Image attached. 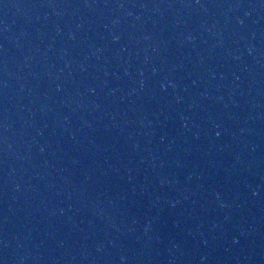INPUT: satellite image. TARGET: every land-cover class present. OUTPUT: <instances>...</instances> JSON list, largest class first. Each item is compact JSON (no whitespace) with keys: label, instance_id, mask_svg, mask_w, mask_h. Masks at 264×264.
Returning a JSON list of instances; mask_svg holds the SVG:
<instances>
[{"label":"water","instance_id":"obj_1","mask_svg":"<svg viewBox=\"0 0 264 264\" xmlns=\"http://www.w3.org/2000/svg\"><path fill=\"white\" fill-rule=\"evenodd\" d=\"M0 264H264V0H0Z\"/></svg>","mask_w":264,"mask_h":264}]
</instances>
